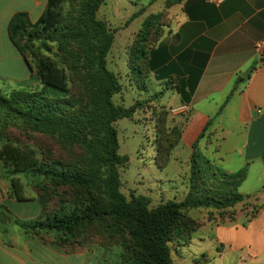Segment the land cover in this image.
Instances as JSON below:
<instances>
[{"label":"trees","instance_id":"16d2710c","mask_svg":"<svg viewBox=\"0 0 264 264\" xmlns=\"http://www.w3.org/2000/svg\"><path fill=\"white\" fill-rule=\"evenodd\" d=\"M180 1L170 3L175 6ZM104 3L105 0H49L36 22L28 14L18 13L9 23L12 43L43 88L0 92L2 176L9 182L11 197L20 202L30 200L25 196L24 180L41 193L52 189L51 194L58 196L56 191L62 189L72 194L71 199H65V194L59 196L58 211L44 215L46 208L42 205L38 219H16L14 223L27 233H43L54 240L53 234H57V243L67 251L80 250L77 238L95 227H104L111 236H119L129 258L125 264H174L170 243L191 239L198 230L199 224L187 212L206 209L223 213L243 204L245 196L239 190L249 171L246 167L229 173L206 155L202 142L212 143L208 125L192 148L185 200L151 209L150 197L132 195L129 200L125 196L121 169L128 166L130 159L119 153L116 123L133 119L143 103L127 108L114 101L123 86L108 67L115 32L97 17ZM136 18L138 15L133 16ZM160 19V15H152L145 21L128 52L130 79L139 90L147 91L149 87L153 72L150 54L163 37L160 38ZM180 93L185 100L184 93ZM161 95L154 97L158 100ZM161 108L164 110L158 114L159 119L167 121V108ZM10 127L44 134L80 154L69 163L52 154L39 157L34 148L21 147L2 136L1 131ZM163 127L164 122L157 125L160 139L155 146V164L160 170L169 165L182 138L180 128ZM230 221H234L233 217Z\"/></svg>","mask_w":264,"mask_h":264},{"label":"crops","instance_id":"0c3cea01","mask_svg":"<svg viewBox=\"0 0 264 264\" xmlns=\"http://www.w3.org/2000/svg\"><path fill=\"white\" fill-rule=\"evenodd\" d=\"M48 1L0 0V73L7 71L10 83H27L34 73L12 43L9 23L18 13L36 22ZM173 9L176 25L150 54V82L167 99L160 106L182 131L171 161H181L189 151L191 162L193 145L209 125L212 143L203 141V151L229 173L247 167L248 179L259 170L260 186L252 189L259 200L264 190V51L258 46L264 43V0H221L219 5L182 0ZM4 188L0 186V264H96L80 250L67 251L50 235L18 232L14 221L38 219L41 204L22 201L33 206L20 214L14 208L21 202ZM245 249L249 264H264V243L253 252L251 245Z\"/></svg>","mask_w":264,"mask_h":264},{"label":"rangeland","instance_id":"374dc122","mask_svg":"<svg viewBox=\"0 0 264 264\" xmlns=\"http://www.w3.org/2000/svg\"><path fill=\"white\" fill-rule=\"evenodd\" d=\"M173 7L170 0H160L153 5L149 0H105L97 14L98 19L106 22L115 32L113 47L108 55V67L119 76L123 86L121 94L114 97L115 103L127 108L138 102L143 103V108L139 107L133 119H123L116 123L119 153L130 159L128 166L121 169L122 192L129 200L132 195L150 197L151 209L169 201L185 200L190 186L191 154L189 151L183 153L181 161H171L164 170L157 168L155 146L160 139L157 138V125L164 122L165 130L179 127L170 121L169 112L167 121L159 119L158 114L164 110L160 105H164L167 99H162L163 95L160 99H155L156 92L160 93V90L154 82L148 83L147 91L139 90L132 82L128 52L145 21L152 15L161 16L160 38L171 31L177 23ZM134 15H138V18L133 19ZM7 75V71L0 73V92L3 94L15 90L37 91L43 88L35 73L29 82L23 84L6 81ZM164 117L166 119L167 115ZM1 132L4 138L16 145L34 148L39 152V157L52 154L53 157L69 163L80 154L77 149L68 148L58 140L24 127H10ZM218 164L221 166L219 162ZM258 174L259 170H255L241 186L239 192L245 196V201L234 209L223 213L206 209L187 212L199 226L191 239L170 243L174 264H249L245 248L251 245L254 247L253 252L257 250L258 244L264 243V190L260 188L262 192L259 200L252 193V189L260 186L257 182ZM6 185L10 191L9 182L3 178L0 169V186L4 190ZM24 185L25 196L30 200H38L41 208L42 205L46 208L44 215L61 208L60 197L63 194L65 199L72 197L70 192L62 189L57 190L58 196H55L51 194L52 189L41 193L29 187L25 180ZM31 206L33 205L29 202H21L14 211L25 214ZM232 217L234 221H230ZM223 221L227 222L220 224ZM15 228L18 232L21 231L19 226ZM106 230L104 227H95L75 242H80V251L96 264H125L129 258L120 245L119 236H111ZM53 236L58 238L57 234Z\"/></svg>","mask_w":264,"mask_h":264},{"label":"built area","instance_id":"2783aa9c","mask_svg":"<svg viewBox=\"0 0 264 264\" xmlns=\"http://www.w3.org/2000/svg\"><path fill=\"white\" fill-rule=\"evenodd\" d=\"M209 2L215 3L216 5H219L221 0H207ZM258 49L264 51V43H262L261 45L258 46Z\"/></svg>","mask_w":264,"mask_h":264}]
</instances>
